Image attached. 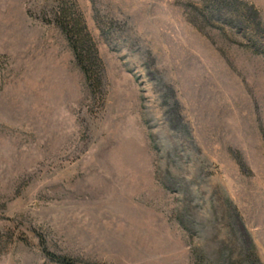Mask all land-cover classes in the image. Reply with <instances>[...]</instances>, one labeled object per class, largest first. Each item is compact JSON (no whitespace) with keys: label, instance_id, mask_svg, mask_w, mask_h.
I'll return each mask as SVG.
<instances>
[{"label":"rangeland","instance_id":"374dc122","mask_svg":"<svg viewBox=\"0 0 264 264\" xmlns=\"http://www.w3.org/2000/svg\"><path fill=\"white\" fill-rule=\"evenodd\" d=\"M57 1L0 0V264H264V56L203 0H72L94 88Z\"/></svg>","mask_w":264,"mask_h":264},{"label":"trees","instance_id":"16d2710c","mask_svg":"<svg viewBox=\"0 0 264 264\" xmlns=\"http://www.w3.org/2000/svg\"><path fill=\"white\" fill-rule=\"evenodd\" d=\"M203 10L204 21L216 20L222 28L228 27L244 34L242 44L254 54L264 56V29L259 21L256 22L259 12L253 5L242 0H203ZM52 14V22L65 36L85 80L91 87L99 88L102 61L80 9L72 0H58ZM39 244L43 255L50 261L74 264L72 259L50 252L43 238L39 239ZM194 258L195 264L202 263L199 252L194 253Z\"/></svg>","mask_w":264,"mask_h":264}]
</instances>
